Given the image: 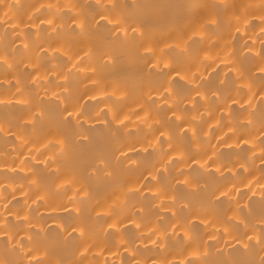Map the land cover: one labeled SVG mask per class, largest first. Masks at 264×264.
<instances>
[{
    "label": "bare ground",
    "instance_id": "1",
    "mask_svg": "<svg viewBox=\"0 0 264 264\" xmlns=\"http://www.w3.org/2000/svg\"><path fill=\"white\" fill-rule=\"evenodd\" d=\"M0 264H264V0H0Z\"/></svg>",
    "mask_w": 264,
    "mask_h": 264
}]
</instances>
